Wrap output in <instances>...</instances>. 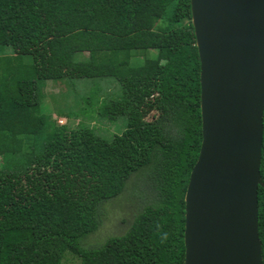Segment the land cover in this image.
<instances>
[{
  "label": "trees",
  "instance_id": "trees-1",
  "mask_svg": "<svg viewBox=\"0 0 264 264\" xmlns=\"http://www.w3.org/2000/svg\"><path fill=\"white\" fill-rule=\"evenodd\" d=\"M0 53V264H64L68 253L80 264H185V195L203 139L191 0H0ZM95 77L119 82L99 114L126 128L50 130L41 83ZM145 166L157 202L125 233L82 246L100 204ZM260 170L264 181V132ZM258 196L264 264L263 186Z\"/></svg>",
  "mask_w": 264,
  "mask_h": 264
},
{
  "label": "water",
  "instance_id": "water-1",
  "mask_svg": "<svg viewBox=\"0 0 264 264\" xmlns=\"http://www.w3.org/2000/svg\"><path fill=\"white\" fill-rule=\"evenodd\" d=\"M202 143L185 195V264H263L264 0H191Z\"/></svg>",
  "mask_w": 264,
  "mask_h": 264
},
{
  "label": "rangeland",
  "instance_id": "rangeland-1",
  "mask_svg": "<svg viewBox=\"0 0 264 264\" xmlns=\"http://www.w3.org/2000/svg\"><path fill=\"white\" fill-rule=\"evenodd\" d=\"M9 50L10 47H5L4 52ZM96 91L99 92L94 95ZM120 93L121 86L114 77L50 79L43 81L40 86L43 113L48 115L50 130L53 125L72 129L84 123L106 138L121 133L126 128V118L110 120L103 117L99 114V106L104 99L117 98ZM92 95V101L97 102L93 105L86 100ZM144 114L147 119L153 118V112L149 110H145ZM153 176L152 169L147 166L141 168L129 177L120 194L100 204V225L96 231L85 236L81 245L99 246L110 236L125 233L136 215L146 205L155 204L158 200L155 183L151 181ZM63 263L80 264V258L68 253Z\"/></svg>",
  "mask_w": 264,
  "mask_h": 264
}]
</instances>
